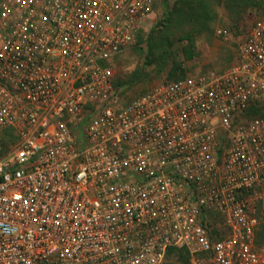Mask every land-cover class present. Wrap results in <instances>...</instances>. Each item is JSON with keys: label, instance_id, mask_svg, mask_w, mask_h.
<instances>
[{"label": "built area", "instance_id": "1", "mask_svg": "<svg viewBox=\"0 0 264 264\" xmlns=\"http://www.w3.org/2000/svg\"><path fill=\"white\" fill-rule=\"evenodd\" d=\"M157 1L0 0V264H264V14L228 68L125 97Z\"/></svg>", "mask_w": 264, "mask_h": 264}, {"label": "rangeland", "instance_id": "2", "mask_svg": "<svg viewBox=\"0 0 264 264\" xmlns=\"http://www.w3.org/2000/svg\"><path fill=\"white\" fill-rule=\"evenodd\" d=\"M177 1L158 0L151 14L141 23L136 43L117 60L114 76L123 83L127 96L137 95L164 81L228 68L236 61L238 47L252 22L264 13V0H202L208 15L206 26L200 24L202 18L167 20V11L172 10ZM187 1L179 0V5L187 4ZM252 2L257 3L252 5ZM193 7L196 11L194 4ZM220 29L226 30V38L217 34ZM186 33L193 34L198 51V57L189 61H183L181 56L184 45L181 38ZM150 39L153 53L148 54ZM136 72L140 79L132 80ZM250 108L258 115H264V100H254ZM164 264L198 263L187 254L173 252ZM200 264L210 263L204 259Z\"/></svg>", "mask_w": 264, "mask_h": 264}, {"label": "trees", "instance_id": "3", "mask_svg": "<svg viewBox=\"0 0 264 264\" xmlns=\"http://www.w3.org/2000/svg\"><path fill=\"white\" fill-rule=\"evenodd\" d=\"M162 1V0H159ZM257 2H252V5H255ZM193 4L195 6V8L197 9L196 11H194V7ZM156 3L153 6V9L155 7ZM201 6V8L198 7ZM186 9V10H184ZM264 14V13H262ZM180 17L186 20H196L198 18H202V20L200 21V24L202 26H206L205 24V20L206 18H208V15L206 14V7H204V3L202 0H189L187 1V4L184 3L182 5H179V0L176 2V4H174V6L172 7V10H168L166 13V19L167 20H171L176 19V20H180ZM205 28V27H204ZM201 32V31H198ZM181 41L184 42V45L181 49V56H182V60L183 61H189L192 60L196 57H198V51L196 50V44H195V39L193 37V34L191 33H186L183 35V37L181 38ZM152 39L149 40L148 42V54L153 53L152 51ZM132 80H135L136 78L140 79V75L139 72L134 73V76L131 77ZM173 80V79H172ZM114 84L115 86H117L120 90V94L124 95L126 97V93L125 90L123 88V83H119L116 79H114ZM144 92V91H142ZM141 92V93H142ZM246 115L247 116H257L258 113L254 112L253 108H249L246 111ZM256 235V244H260L261 242H264V222L261 223L255 233ZM183 253V254H187L184 250L180 249V248H171L168 250L166 257L170 254V253Z\"/></svg>", "mask_w": 264, "mask_h": 264}]
</instances>
